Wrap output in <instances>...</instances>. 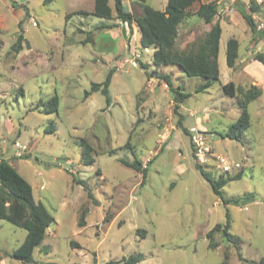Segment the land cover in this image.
Instances as JSON below:
<instances>
[{
	"label": "rangeland",
	"instance_id": "1",
	"mask_svg": "<svg viewBox=\"0 0 264 264\" xmlns=\"http://www.w3.org/2000/svg\"><path fill=\"white\" fill-rule=\"evenodd\" d=\"M213 1L212 23L221 27L219 81L196 92L200 77L187 76L177 65L156 69L189 93L175 108L166 83L149 76L153 46L142 47L140 32L133 38L114 17V5L113 18L105 19L75 12L91 10L94 0H0V159L30 183L33 199L54 217L34 260L25 263L8 256L26 231L8 220L7 210L0 219V264H125L122 259L134 254H141L137 264H253L264 257V64L254 60L264 52V3L251 12V0ZM148 3L162 7L159 0ZM238 4L252 14L257 33ZM131 11L141 10L131 2ZM180 30V39L190 31L198 41L209 24L190 16ZM229 38L239 43L231 68ZM108 74L110 103L100 91L85 98L91 84ZM229 82L234 97L221 88ZM251 85L261 94L247 105L249 126L239 140L224 136ZM54 95L58 110L46 112ZM51 122L55 131L46 132ZM193 127L214 155L241 168L222 173L214 156L198 161L189 137ZM81 139L93 149L90 165L81 163ZM121 159L147 167L144 182ZM196 164L227 180L221 191L229 203L214 194ZM83 208L85 226L79 227ZM226 209L229 237L221 232ZM216 224L221 229L207 238Z\"/></svg>",
	"mask_w": 264,
	"mask_h": 264
},
{
	"label": "trees",
	"instance_id": "2",
	"mask_svg": "<svg viewBox=\"0 0 264 264\" xmlns=\"http://www.w3.org/2000/svg\"><path fill=\"white\" fill-rule=\"evenodd\" d=\"M53 0H43L44 4H48ZM140 7V14L135 15L132 11L123 9L122 0H113L114 17L118 18L121 22L126 23L131 29L132 23H135L140 32V44L142 47L153 46L152 63L154 68L150 72V77H157L163 80L173 93V100L175 108L179 107L189 93L181 91V87H173L170 75L167 73H158L159 69L167 65H177L187 76H198L203 81L196 88V92H201L212 86L214 82L219 81V68H218V50L219 39L221 36V27L219 22L212 23L214 16L217 14V6L215 1L202 3L195 11H191L193 3L198 0H167L164 10H159L147 3V0H130ZM12 5L15 1L11 0ZM261 5V4H260ZM259 4L251 0L250 11H254ZM241 16L246 21L250 30L257 33L256 24L252 18V14L248 13L240 4L237 5ZM91 14L96 17L111 19L113 18V10L108 4V0H94L93 10ZM197 16L204 23L209 24V30L205 32L204 36L196 41L195 39L189 42L183 49H178L175 46V41L178 36V26L186 18L190 16ZM262 33H264L262 31ZM259 34V33H258ZM260 38H264L259 34ZM22 36L18 34L14 49L21 47ZM239 43L235 38H229L226 44V63L231 68L234 65L238 56ZM254 60L264 64V52L256 53ZM143 68H146L142 65ZM110 82V74L101 83H92L90 90L84 92V97H88L92 92L100 91L106 99L107 104L110 103V96L108 86ZM222 90L230 97H234L235 88L232 82L221 85ZM261 94V89L255 85H251L244 93L243 97L239 98L237 103L240 107L241 113L238 118L228 126L224 136L241 139L243 133L250 124L249 113L247 105L250 101L254 100ZM58 96L54 95L48 100V107L46 112H57L58 110ZM54 123L51 122L46 132H54ZM81 148V163L83 165H90L93 163L92 157L93 149L89 143L81 139L79 141ZM121 162L141 172L142 182H144L147 175V167H143L138 160L127 161L121 159ZM196 168L200 174L209 182L211 188L218 197H220L224 204H227L231 199H225L222 196V187L226 184L227 180L222 178H214L207 171L203 169L200 164H196ZM238 174L235 178H238ZM73 180L78 184L83 185L81 179ZM88 196L92 198V194L88 191ZM96 203V200H93ZM14 204V209H8L10 204ZM9 204V205H8ZM7 210H10L11 220L17 227L23 228L26 231L25 237L22 242L16 247L9 257L28 263L32 262L34 249L41 244L44 239L46 229L54 222V217L40 202L33 199L32 187L30 183L23 178L15 168L6 160L0 159V219H5ZM87 208L81 209L78 226H85V215ZM221 224H216L208 233L207 238H210L214 231L221 229ZM229 227V214L226 209V222L222 226L221 232L224 236L228 235ZM141 254L130 255L124 258L125 264H137ZM59 264V263H49ZM253 264H264V257L259 262Z\"/></svg>",
	"mask_w": 264,
	"mask_h": 264
},
{
	"label": "built area",
	"instance_id": "3",
	"mask_svg": "<svg viewBox=\"0 0 264 264\" xmlns=\"http://www.w3.org/2000/svg\"><path fill=\"white\" fill-rule=\"evenodd\" d=\"M254 1L257 4L264 3V0H254ZM189 137L191 141V149L198 161L205 162V160L207 161V159H210L212 156H214L217 164V168L222 173H227L232 168H235L237 170L241 168L239 162L231 161L226 157L220 155H214L212 153L211 145L207 142L206 136L198 129L193 127L191 129V134Z\"/></svg>",
	"mask_w": 264,
	"mask_h": 264
},
{
	"label": "crops",
	"instance_id": "4",
	"mask_svg": "<svg viewBox=\"0 0 264 264\" xmlns=\"http://www.w3.org/2000/svg\"><path fill=\"white\" fill-rule=\"evenodd\" d=\"M15 1V0H14ZM153 1V0H152ZM160 3H162V7L161 8H156V9H159V10H164L165 9V6H166V2L167 0H159ZM147 3H148V0H147ZM202 3H205L204 0H198L196 1L195 3H193L192 7H191V11H195ZM207 3V2H206ZM108 4L110 7L113 6V0L112 2L110 0H108ZM149 4V3H148ZM122 5H123V9L126 10V11H131V1L130 0H122ZM150 5V4H149ZM93 6H94V2H93ZM93 6H92V9L91 10H86V9H83V8H80V9H77L75 10V12H78V13H81V12H91L93 10ZM153 7V6H152ZM155 8V7H154ZM194 16V15H193ZM191 16V17H193ZM197 17V16H196ZM188 18H186L187 20ZM186 20H184L183 22H185ZM182 22V23H183ZM198 22H202L204 23L200 18H198ZM182 23L179 24L178 26V36L176 38V41H175V46L178 48V49H183L189 42L193 41L194 40V35L192 32L190 31H186V33H184V36H183V39H180V35H181V26H182ZM122 25H124L123 23H121ZM126 24V23H125ZM127 28L129 29L128 25L126 24ZM189 28H191V25L189 26ZM131 30H132V33H133V38L135 39V33L136 32H139V29L138 27L132 23L131 25ZM208 31V30H207ZM138 41L140 42V37L138 38ZM178 44V45H177ZM134 46V45H133ZM219 50H220V45H219ZM219 50H218V55H219ZM219 68V66H218ZM248 74H252V73H249V71H247ZM225 84V83H224Z\"/></svg>",
	"mask_w": 264,
	"mask_h": 264
},
{
	"label": "water",
	"instance_id": "5",
	"mask_svg": "<svg viewBox=\"0 0 264 264\" xmlns=\"http://www.w3.org/2000/svg\"><path fill=\"white\" fill-rule=\"evenodd\" d=\"M238 1L236 0L235 3H237Z\"/></svg>",
	"mask_w": 264,
	"mask_h": 264
}]
</instances>
